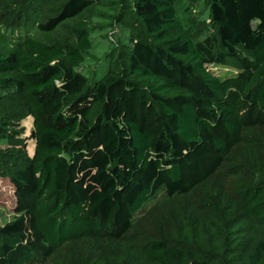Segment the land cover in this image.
Here are the masks:
<instances>
[{"label":"trees","instance_id":"1","mask_svg":"<svg viewBox=\"0 0 264 264\" xmlns=\"http://www.w3.org/2000/svg\"><path fill=\"white\" fill-rule=\"evenodd\" d=\"M178 2L0 0V18L9 20L48 3L42 29L82 15L70 40L26 35L0 51V95L24 94L36 125L32 156L0 155L20 213L0 226V264H29L77 239L120 241L143 211L205 183L246 132L264 126V0H205L212 31L203 37L197 17L179 15L189 3ZM101 8L118 10L122 23L139 21L145 34L111 49L91 76L79 65ZM229 57L239 70L217 74L212 66ZM18 123L0 118V138H17ZM235 192L263 230L233 224L236 216L187 225L173 241L145 242L127 264H264V185Z\"/></svg>","mask_w":264,"mask_h":264},{"label":"rangeland","instance_id":"2","mask_svg":"<svg viewBox=\"0 0 264 264\" xmlns=\"http://www.w3.org/2000/svg\"><path fill=\"white\" fill-rule=\"evenodd\" d=\"M187 2L188 8H179V15L187 23L190 16L198 18L196 34L203 37L212 31L209 20V8L205 0H179L178 6ZM20 4L22 2L20 1ZM21 6V5H20ZM19 6V7H20ZM48 3L38 4L39 11L31 6L17 13L12 20L0 18V51L9 49V42L17 37L31 35L46 42H65L74 37L73 26L82 18L76 15L65 19L52 29L39 26L48 14ZM18 7V8H19ZM17 10V9H16ZM118 10L100 9L90 19L92 47L87 51L85 60L79 67L93 76L104 70L106 54L119 45L130 44L145 34L139 21L132 24L122 23L116 17ZM197 23V22H196ZM192 31L194 29H191ZM212 68L221 76L236 73L239 62L229 57L226 62L214 64ZM0 118L19 122L21 134L15 139L0 138V155L7 157L26 152L32 156L35 152V118L24 94L0 95ZM264 185V126L253 128L244 134L238 145L228 151L219 170L205 183L189 193L175 197L172 201L163 199L143 211L132 229L120 241L106 238H86L72 240L57 249L51 256L41 257L29 264H103L104 260L116 256L118 262L127 264L134 251L149 240L166 238L174 240L179 232L188 225L216 226L227 223V219L236 216L233 221L244 222L249 230H263L261 224L252 222L236 194V186L243 183ZM15 188L9 176L0 173V226L19 216L16 210Z\"/></svg>","mask_w":264,"mask_h":264}]
</instances>
